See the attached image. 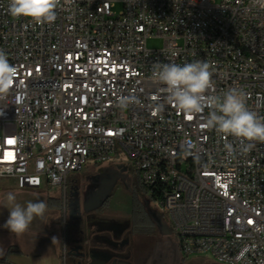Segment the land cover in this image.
Returning a JSON list of instances; mask_svg holds the SVG:
<instances>
[{
	"label": "built area",
	"instance_id": "built-area-1",
	"mask_svg": "<svg viewBox=\"0 0 264 264\" xmlns=\"http://www.w3.org/2000/svg\"><path fill=\"white\" fill-rule=\"evenodd\" d=\"M9 4L0 51L17 73L0 94V180L65 186L121 148L183 256L264 264V141L207 127L211 104L185 113L152 75L156 63L207 62L205 96L236 90L264 121V0H60L51 23ZM156 36L163 46L149 48Z\"/></svg>",
	"mask_w": 264,
	"mask_h": 264
},
{
	"label": "rangeland",
	"instance_id": "rangeland-1",
	"mask_svg": "<svg viewBox=\"0 0 264 264\" xmlns=\"http://www.w3.org/2000/svg\"><path fill=\"white\" fill-rule=\"evenodd\" d=\"M121 9L120 3L114 6V11L117 13ZM163 44L164 38L161 36L150 37L147 40L149 48H160ZM127 160L129 158L125 151L118 148L116 154L108 161L94 164L88 160L82 172L71 173L68 176L67 186L60 185L55 188L43 186L33 189L6 185L3 190L12 192L16 198L15 203L21 206H26L30 201L34 203L43 201L48 205L46 196H50V204H52L50 208L59 210L63 228L66 221L70 224L80 217H85L89 229H93L90 232L94 237L101 236L103 241H107L105 237H108V242H112L114 248L123 246L124 251L120 253L115 249L98 250L95 252V260L105 264H143L147 260V264H153L160 256V249L159 247L156 249L155 243L167 237L168 241L176 245L178 238L173 231L168 234L164 232V225L168 219L166 211L160 200L153 198L145 190L138 172L132 166L125 171L120 169L118 163ZM4 180L10 181L8 178ZM105 181L109 182L105 184L106 187L109 185L107 196L110 194L107 203L86 209L90 206V201L97 197ZM11 206L7 198L0 200V218L9 216ZM46 213L47 209L44 216L34 219L28 229L40 228L41 223L45 221ZM173 252L174 250H171L169 253V264L182 262L183 264H224L209 254H194L188 257L182 255L185 258L183 261L182 256L177 253L175 260ZM79 263L81 264V261Z\"/></svg>",
	"mask_w": 264,
	"mask_h": 264
},
{
	"label": "clouds",
	"instance_id": "clouds-1",
	"mask_svg": "<svg viewBox=\"0 0 264 264\" xmlns=\"http://www.w3.org/2000/svg\"><path fill=\"white\" fill-rule=\"evenodd\" d=\"M59 3L60 0H10L8 12L14 18L24 17L36 23H51L57 18L56 8ZM209 68V64L204 61L182 66L175 63H156L152 75L166 86L170 100L185 113L199 112L206 102L211 104L215 110L207 120V127L248 141H264V121H260L247 108L242 93L229 90L222 98L205 96L212 83ZM16 73L15 66L0 51V94H6L12 87ZM15 199L14 195H7V201L12 206L3 227L11 233L22 234L28 230L34 219L44 216L47 205L43 201H30L26 206H21L15 203Z\"/></svg>",
	"mask_w": 264,
	"mask_h": 264
},
{
	"label": "crops",
	"instance_id": "crops-1",
	"mask_svg": "<svg viewBox=\"0 0 264 264\" xmlns=\"http://www.w3.org/2000/svg\"><path fill=\"white\" fill-rule=\"evenodd\" d=\"M6 185L16 187L13 180L6 181L1 179L0 200L6 199L8 194H12V192L3 190ZM47 197L51 198L50 196ZM58 212V209L53 210L47 206L45 221L41 223L40 228L32 227L22 234L11 233L4 228L3 225L8 217L0 218V249H2L0 258H6L10 262H0V264H80V261L81 264H93L94 262L96 264H105L95 260L96 251L102 249H115L119 253L124 251L121 245L114 248V244L108 242V237H105L107 241H103L101 236L94 237L93 233L90 232L93 229H89V223H86L84 228L85 241H81V234L77 233L75 238L70 241L71 245L69 242L67 247V238L64 230L67 221L63 228ZM164 230L166 234L172 231L168 219L166 225H164ZM166 238H161L160 242L155 243L156 249L158 247L160 249V256L153 264H169V253L171 250L175 251L176 257L177 253L182 256L178 239L175 245ZM70 246L72 250L69 248ZM68 250L71 251L70 254ZM147 263L148 261L146 260L143 264Z\"/></svg>",
	"mask_w": 264,
	"mask_h": 264
},
{
	"label": "trees",
	"instance_id": "trees-1",
	"mask_svg": "<svg viewBox=\"0 0 264 264\" xmlns=\"http://www.w3.org/2000/svg\"><path fill=\"white\" fill-rule=\"evenodd\" d=\"M65 186H67V182H66V185ZM145 190L148 192L147 189H145ZM150 195L153 198L157 199L154 194H150ZM109 197H110V194L103 200V202L101 203V205L106 204ZM47 202H48V205L47 206H48V208H50L51 207L50 198L47 199ZM85 224H86V221L84 220V218H81L79 220H76L74 222H71L70 224L68 222L66 223L65 230H66V238H67V247H68L69 242L75 238V235L77 233H80L81 234V239H82L81 241H85L84 240V237H85V234H84L85 233V230H84ZM70 248L72 250V247L71 246H70ZM70 252L71 251L68 250V253L69 254H70ZM184 260H185V258H183V261ZM0 262H8V263H10L6 258H0ZM181 264H183V262Z\"/></svg>",
	"mask_w": 264,
	"mask_h": 264
},
{
	"label": "water",
	"instance_id": "water-1",
	"mask_svg": "<svg viewBox=\"0 0 264 264\" xmlns=\"http://www.w3.org/2000/svg\"><path fill=\"white\" fill-rule=\"evenodd\" d=\"M121 167V166H119ZM127 168L124 166L122 168V171H125ZM109 189V185L106 187V189L104 190V192H102L103 188H101V190L98 192V195L95 199L91 200L89 205L86 209H90V208H93L95 206H99L101 205V203L103 202L104 198L107 197V191ZM102 192V193H101ZM174 253V259L176 260V254H175V251L173 252ZM93 264H96L95 262Z\"/></svg>",
	"mask_w": 264,
	"mask_h": 264
},
{
	"label": "flooded vegetation",
	"instance_id": "flooded-vegetation-1",
	"mask_svg": "<svg viewBox=\"0 0 264 264\" xmlns=\"http://www.w3.org/2000/svg\"><path fill=\"white\" fill-rule=\"evenodd\" d=\"M120 166V165H119ZM122 167H124V166H122ZM122 167H120V169L122 170ZM109 182L108 181H105L104 182V185L102 186V188H103V190H102V192H104V190L106 189V185L108 184ZM106 184V185H105ZM101 192V193H102ZM81 218H84V220L86 221V223H88V221H87V219L85 218V217H80L79 219H81ZM78 220V219H77ZM74 222V221H73Z\"/></svg>",
	"mask_w": 264,
	"mask_h": 264
}]
</instances>
